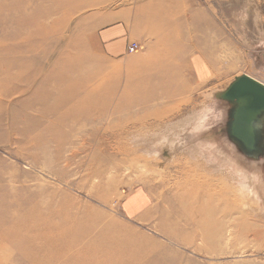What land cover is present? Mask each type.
<instances>
[{
    "label": "rangeland",
    "instance_id": "1",
    "mask_svg": "<svg viewBox=\"0 0 264 264\" xmlns=\"http://www.w3.org/2000/svg\"><path fill=\"white\" fill-rule=\"evenodd\" d=\"M11 1L23 3L21 12L28 16L40 12V20L36 22L44 23L48 28L60 26L56 35L42 41L47 48L51 47L50 65L61 57L63 44L60 42L63 41L70 54L81 58L77 78L86 77L89 71L96 74L92 83L102 82L110 73L121 77L113 100L115 104L125 85L126 73L133 67V60L135 67L143 68L150 55L157 63L166 58L172 61L181 55L189 56L190 49L194 48L200 50L198 54L204 55L197 57L196 69L190 67L191 78L177 69L167 70L164 67L167 61H164L165 77L151 82L155 95L146 105L133 107L129 112L113 113L109 109L108 119L89 124H84L81 119L56 121L51 115L43 119L41 106L23 110L19 105L33 94L24 97L19 91L2 92L0 175L5 174L7 180L9 177V184L14 188L42 186L62 189L73 199L77 209H93L104 215L97 228L112 220L156 243L167 245V239L172 235L191 240L197 234L195 227L186 226L175 216L177 204L173 198L177 184L173 175L176 164L169 162L168 150L164 154L158 151L163 155L159 157L154 151L159 150L161 142L157 146L158 138L167 135V128L176 127L194 116H203L201 123L195 119L176 132L178 141L183 142L177 141L171 149L173 157H180L177 165L186 162L188 147L199 143L202 147L210 145L212 149L208 150L212 158L220 156L217 161L213 160L214 165L226 159L234 160L250 174L257 172L264 183V136L258 131L255 150L244 149L230 134V105L219 99V94L238 77L251 76L264 84V0H184L189 4L181 9L188 7L193 11L195 4L196 12L193 21L180 29L181 39L176 44L166 43L164 36L177 33V30L161 29L155 38L137 41L140 45L138 52L115 61L108 59L95 42L94 28L89 26L92 11L85 9L88 6L80 5L85 0H0V47L27 43L21 38L41 42L35 31L28 30L23 34L17 24L4 22L11 17ZM169 50L171 53L166 52ZM191 52L195 59L197 54ZM92 83L83 87L84 94L88 93ZM160 112H163L161 118L151 116L143 124L135 123L143 115ZM90 130H95L97 135H89ZM214 150L217 154L213 153ZM104 155L105 160L102 159ZM207 177H212L209 180L213 183L215 179L221 181L217 175ZM195 180L206 182L204 178ZM2 186L7 187L6 199L12 200L11 188L4 181L0 182V188ZM142 197L146 200L145 205L136 210L126 208L132 199ZM240 207L248 212L245 216L252 234L234 245V252L238 255L221 260L199 256L196 260L202 264H264V205L248 200ZM176 219L179 228L174 225ZM174 250L176 255L195 259L183 246H174ZM16 258V255L12 256V259Z\"/></svg>",
    "mask_w": 264,
    "mask_h": 264
},
{
    "label": "bare ground",
    "instance_id": "2",
    "mask_svg": "<svg viewBox=\"0 0 264 264\" xmlns=\"http://www.w3.org/2000/svg\"><path fill=\"white\" fill-rule=\"evenodd\" d=\"M21 7H24L23 3L11 1L12 14L4 22L17 24L23 34L28 30L35 31L41 42L21 38L27 40V43L0 47V94L13 90L19 91L24 97L33 94L29 100L19 102L23 110L37 105L42 107L43 119L44 116L51 115L56 121L74 122L81 119L84 124H89L95 120L108 119L109 109L113 113L129 112L133 107L146 105L153 98L155 93L150 84L155 79L159 81L165 77H163V63H157L150 55L142 68L135 67L136 62L133 60L131 62L133 67L126 73L125 85L115 104L113 100L122 78L110 73L102 82L100 80L99 84L92 83V78L96 74L90 71L86 73V77L77 78L81 58L70 54L68 46L64 45L67 43L63 41L60 42L63 44V48H60L61 57L55 64L50 65L51 47L47 48L42 41H48L51 35H56L57 31H60V26L48 28L44 23L36 22L40 20L38 19L41 16L40 12L28 16L21 12L23 9ZM164 38L169 39L167 36ZM175 40H179L176 34L171 37V42ZM194 49H190L189 56L181 55L175 62H169L167 66L171 68L167 70L177 69L182 75L191 78L189 69H196L194 60L199 54L204 57L203 53L198 54L200 50ZM191 51L197 54L195 59ZM163 61L166 59H162ZM87 83H92L91 88L87 94H84L83 87ZM225 91L226 89L219 94V99L229 103L233 118L238 105L222 98ZM162 114L163 112L143 115L139 118L141 120H135V123L143 124L149 117L161 118ZM195 119L201 123L203 116L183 119L184 122L176 127L169 124L171 126L167 128V135L159 137V134L157 146L160 142L161 146L159 150L154 151L159 157L163 155L158 151L164 154V151L168 150L169 162L172 165L176 164L173 175L177 184L173 198L177 204L175 216L186 226L195 227L197 234L193 235L191 240L184 236L172 235L167 239V245L156 243L144 234H135L133 229H128L112 220L106 222L103 227L97 228L99 220L103 219L104 215L93 209H77L73 199L62 189L57 187L45 189L42 186H31L28 187L29 189L14 188L13 184H9L10 178L8 177L7 180L6 175L1 173L0 182L7 183L13 198L7 200L4 196L6 185L0 188V264H202L196 260L199 256L215 260L230 255L237 256L234 245L240 240L243 241L252 231L248 217L245 216L248 212L243 211L240 206L248 200L264 205V193H262L264 183L257 172L250 174L234 160L226 159L223 163L214 165L213 160L217 161L220 156L216 159L212 158L208 150L212 147L210 148L208 141L206 143L209 146L202 147L199 143L188 147L186 162L177 165L180 157L178 158V155L173 157L171 151L172 146L179 139L176 137V132ZM127 130L125 134L128 133ZM253 130L256 138L258 131L264 136V111L254 121ZM89 135L96 136L97 132L90 130ZM233 138L237 141L235 137ZM178 142L183 143L181 140ZM213 153L217 154L216 150ZM105 158L104 155L102 159ZM209 174L217 175L221 181L215 179L216 182L213 183L209 180L213 178L207 177ZM199 178H204L206 182L195 180ZM144 199L143 197L132 199L126 208L136 210L146 204ZM127 214L133 213L127 212ZM174 225L179 228L177 219ZM253 236L255 237L256 234ZM173 245L183 246L195 259L176 255ZM13 255L17 258L12 259Z\"/></svg>",
    "mask_w": 264,
    "mask_h": 264
},
{
    "label": "crops",
    "instance_id": "3",
    "mask_svg": "<svg viewBox=\"0 0 264 264\" xmlns=\"http://www.w3.org/2000/svg\"><path fill=\"white\" fill-rule=\"evenodd\" d=\"M187 3L184 0H85L80 5L88 6L85 9L92 11L89 26L94 28L95 42L108 59L115 61L130 55L127 48L131 43L138 44L137 41L145 38L153 39L161 29L177 30V33L167 36L168 40H164L166 43L176 44L181 39L180 29L193 21L196 12L195 4L193 11L188 7L181 9ZM196 26L194 20L193 28ZM175 34H179V40L171 42V37ZM166 52L171 53L170 50ZM177 59L178 57L172 61ZM197 60L198 58L194 61ZM167 64L164 67L171 68Z\"/></svg>",
    "mask_w": 264,
    "mask_h": 264
},
{
    "label": "water",
    "instance_id": "4",
    "mask_svg": "<svg viewBox=\"0 0 264 264\" xmlns=\"http://www.w3.org/2000/svg\"><path fill=\"white\" fill-rule=\"evenodd\" d=\"M222 98L237 103L230 134L248 151L256 144L253 123L264 111V86L248 76L236 78L222 94Z\"/></svg>",
    "mask_w": 264,
    "mask_h": 264
},
{
    "label": "built area",
    "instance_id": "5",
    "mask_svg": "<svg viewBox=\"0 0 264 264\" xmlns=\"http://www.w3.org/2000/svg\"><path fill=\"white\" fill-rule=\"evenodd\" d=\"M127 49H128V53L131 55L140 50V45L137 43H131V45H129Z\"/></svg>",
    "mask_w": 264,
    "mask_h": 264
}]
</instances>
